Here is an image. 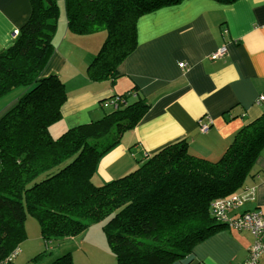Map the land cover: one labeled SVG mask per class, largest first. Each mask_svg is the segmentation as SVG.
I'll use <instances>...</instances> for the list:
<instances>
[{
    "label": "trees",
    "instance_id": "trees-1",
    "mask_svg": "<svg viewBox=\"0 0 264 264\" xmlns=\"http://www.w3.org/2000/svg\"><path fill=\"white\" fill-rule=\"evenodd\" d=\"M29 1L27 21L0 52V98L24 89L0 114V264H11L19 252L28 214L46 243L76 237L106 220L103 233L116 264H200L195 247L229 229L212 214V203L245 185L264 147V108L237 131L216 162L192 156L187 142L178 140L134 171L95 186L99 158L139 124L149 104L135 87L113 97L117 108L98 120L53 138L49 127L61 119L67 93L57 74L43 76V70L54 52L59 6L55 0ZM183 1L64 0L70 33H106L87 66L88 79L114 84L119 66L136 47L137 19ZM70 258L65 254L53 264H72Z\"/></svg>",
    "mask_w": 264,
    "mask_h": 264
},
{
    "label": "crops",
    "instance_id": "crops-1",
    "mask_svg": "<svg viewBox=\"0 0 264 264\" xmlns=\"http://www.w3.org/2000/svg\"><path fill=\"white\" fill-rule=\"evenodd\" d=\"M55 1L62 11L59 10L60 20L53 39L54 52L43 76L57 74L67 100L61 108V119L49 127L51 136L55 138L52 133L60 129L65 132L101 118L105 114L104 102L135 87L149 104L139 124L124 132L118 143L99 158L92 176L95 186L134 171L149 155L178 140L187 142L192 156L216 162L237 131L261 115L264 0H237L229 5L213 0H184L142 15L135 24L136 47L119 66L121 76L115 84L109 80L93 82L86 73L106 33L93 36L70 33L64 0ZM30 13L29 0H0V52L13 43L15 31L19 34ZM60 25L62 37L54 45ZM85 42H91L90 51L79 46ZM62 43L71 53L88 51L91 56L88 59L84 55L74 67L67 62ZM223 47L225 53L212 58ZM21 93L0 101V114ZM201 124L208 125L206 132H201ZM234 196L244 201L229 214L230 219L247 211L264 212V147L245 185L228 198ZM228 228L195 247L194 256L200 264L245 263L252 236ZM259 259L256 264L264 262V254Z\"/></svg>",
    "mask_w": 264,
    "mask_h": 264
},
{
    "label": "rangeland",
    "instance_id": "rangeland-1",
    "mask_svg": "<svg viewBox=\"0 0 264 264\" xmlns=\"http://www.w3.org/2000/svg\"><path fill=\"white\" fill-rule=\"evenodd\" d=\"M60 9L62 11L61 5ZM60 15L58 18V23L60 20ZM57 33L58 40L54 41V45H57L61 40V25L58 26ZM103 42H101L100 47L102 46ZM79 46L82 50L90 51L92 48L91 42H85ZM100 47L95 51L94 55H92L91 61L96 56ZM61 48H63V54L65 55L67 62L74 67H77V63L82 60L81 58L84 55L88 56V59L91 56L89 55L88 51H86V53H84L83 51H76L75 53H71L68 48L66 49L65 43H62ZM119 85L120 83L116 84L114 88L116 89L117 87H119ZM22 91L24 92L23 88H17L1 97L0 101L15 94L18 95ZM130 100H133V98H130ZM102 111L107 114L111 111V108H104ZM62 132V129H60L57 132H53L52 135L56 138L60 136ZM105 221L106 220H102L95 224H92L79 235H76V237H70L68 239L46 243L42 238L39 223L36 219L33 218L32 215L28 214L25 219L24 225L26 230V237L25 240L20 244L18 248L20 253L12 261V264H53L59 257L65 254L70 255L72 264H116V258L114 254L111 253V250L107 245L105 235L103 233V225ZM261 264H264V262H262Z\"/></svg>",
    "mask_w": 264,
    "mask_h": 264
},
{
    "label": "built area",
    "instance_id": "built-area-1",
    "mask_svg": "<svg viewBox=\"0 0 264 264\" xmlns=\"http://www.w3.org/2000/svg\"><path fill=\"white\" fill-rule=\"evenodd\" d=\"M17 34V31H15L14 36L16 37ZM225 51L224 47L219 49L213 54L212 58H217L224 54ZM180 67L184 68V65L180 64ZM117 104L118 99L114 98L110 102H104L103 107L117 108ZM200 130L201 132H206L208 125L201 124ZM243 201V198L238 196L217 200L212 203L211 212L218 221L227 223L233 229L242 230L251 234L252 244L250 245L248 258L244 264H253L264 254V212L259 210L248 211L230 219L229 214L239 208Z\"/></svg>",
    "mask_w": 264,
    "mask_h": 264
}]
</instances>
